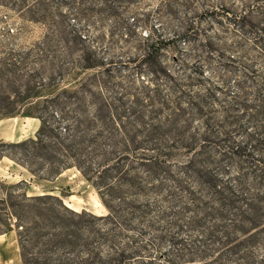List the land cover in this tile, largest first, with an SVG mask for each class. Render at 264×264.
Returning <instances> with one entry per match:
<instances>
[{"label":"rangeland","instance_id":"1","mask_svg":"<svg viewBox=\"0 0 264 264\" xmlns=\"http://www.w3.org/2000/svg\"><path fill=\"white\" fill-rule=\"evenodd\" d=\"M261 42L264 0H0V99L17 107L0 115V151H14L4 143L35 138L36 107L44 99L60 94L66 114L54 105L49 113L62 126L77 114L91 115L93 100L113 103L134 142L114 134L117 142L94 144L87 131L80 147L115 151L93 160L100 164L92 179L106 184L102 191L119 204L121 217L98 221L102 227L88 239L96 257L77 247L79 258L89 264H264V222L248 231L256 237L243 241L237 216L221 213L191 166L193 159L207 161L206 169L241 204L250 194L264 195ZM85 53L97 65L82 67ZM199 95L204 103L194 109ZM191 105L193 113H185ZM206 117L218 140L203 139ZM11 133L17 138H8ZM230 139L242 147L239 154L237 146L228 147ZM4 161L22 178L16 183H24L16 194H50L77 212L108 214L94 181L76 166L44 177L7 156ZM8 179L0 177L3 200L16 184ZM238 179L245 189L236 187ZM1 200L0 264H21L15 218Z\"/></svg>","mask_w":264,"mask_h":264},{"label":"trees","instance_id":"2","mask_svg":"<svg viewBox=\"0 0 264 264\" xmlns=\"http://www.w3.org/2000/svg\"><path fill=\"white\" fill-rule=\"evenodd\" d=\"M16 7L23 6L16 5ZM242 18L241 16H236L234 21L241 22ZM76 38H80L79 35L75 36ZM261 44V50L264 52V43L261 42ZM79 58L82 67L97 65V61L91 60L88 53L82 54ZM60 93L63 95H77L79 89L74 92L64 90ZM59 96L60 94L50 99H44L41 107L40 105L36 107L35 115L40 119V126L35 133V138L2 144L12 148L14 151L10 153L0 151V156L9 157L34 175L52 177L68 167L76 166L87 179L93 180V173L100 164V162L92 164L93 160L102 158L109 153L112 154V152L115 153V151L103 152L96 148L84 151L80 147V144L84 141L83 134L87 131H93L89 141L91 140L92 143L96 144L103 138L104 140L108 139L107 141L113 140V142H117L118 140L115 139L117 135L114 134L122 135V140H125V134L130 135V133L127 129L125 130L126 126L120 120L118 108L113 107V103L103 100L90 102L91 115L80 118L82 117L81 114H77L70 123L62 126L61 120L54 119L52 114L49 113V109L54 105L61 107L60 111L66 114L64 102L60 101ZM189 97L191 98V95ZM203 100V95L197 96L195 100L197 106L194 109L201 107L200 105L204 103ZM260 100L263 101V99ZM75 103L81 107L85 105L81 101ZM191 108L192 105L189 108H185L186 112L183 109V112L192 114ZM258 109L264 115V102L258 105ZM16 110L15 103L7 100V98L0 99V115H11ZM200 111H202V108L197 113H200ZM189 123L190 118L187 125ZM204 123V131L201 132L203 139L218 140V131L216 128L213 129L210 119L204 118ZM130 137L127 143L134 142V137L131 135ZM194 139L195 135L192 136L187 145L189 148L194 145L192 142ZM232 142L233 140L231 139L227 141L228 147L237 146L236 153L239 154L242 147L237 144L234 145ZM263 146L260 147L264 148ZM206 163L207 161L199 160L198 158L197 160H191L192 171L196 172L197 180L202 183L201 189L212 194L221 213H227L228 211L237 216L234 220V225L238 227L241 234H247L243 241L253 239L256 237V233H248V231L258 228V225L264 222V195L250 194L247 199L248 202H242L243 204H241V202L237 201V196L232 187L226 182L220 185L218 183V174H213L206 169ZM99 176L103 177L104 175L101 172ZM93 181L103 205L108 210L106 216H96L85 210L77 212L68 208L59 197L50 194L36 196H27L25 192L16 194L15 191L22 187L23 182H18L8 187L5 200L3 198L0 199L8 204L10 215L15 218L21 264H89V259L79 258L77 252L80 247L88 250L87 257L93 255L92 260L96 257L97 253L90 249L91 242L88 239L97 235V232L102 227V224L98 223V221H105L104 224L110 223L114 219L120 218L121 214L119 204H114V200L105 196V192L102 191V187L106 184L101 185L99 181ZM236 187L238 189L244 187L245 189V184L238 179ZM109 189L112 192L114 190L112 187ZM243 191L248 194L247 189ZM14 194L15 197L19 198V202L10 201ZM16 206L19 208L16 209ZM238 215L242 217L238 218ZM231 221L233 222V218ZM247 228H250V230H247ZM226 239H230L229 234L226 235ZM238 244H235V247ZM77 247V251H74ZM110 264L112 263L110 262Z\"/></svg>","mask_w":264,"mask_h":264},{"label":"crops","instance_id":"3","mask_svg":"<svg viewBox=\"0 0 264 264\" xmlns=\"http://www.w3.org/2000/svg\"><path fill=\"white\" fill-rule=\"evenodd\" d=\"M9 135L10 136H8V138H10V139H16L17 138L14 133H11ZM4 157L5 156H0V177H2L3 179H8V177H10L7 180L10 183H16L17 181H20V179H22V178H20V176H18L17 178L15 177V175L13 176V174H14L13 167L12 166H7L6 162L4 161ZM10 160L13 161L12 159H10ZM15 164L19 165L18 163H15ZM21 167L24 169V167L22 165H21ZM21 177L24 178V174H21ZM3 235H6V236L7 235H11V237H12V234H10V233L9 234L3 233ZM3 239H5V238H0V253L1 254L4 252V248H5ZM17 255H18V253L15 256H17Z\"/></svg>","mask_w":264,"mask_h":264}]
</instances>
